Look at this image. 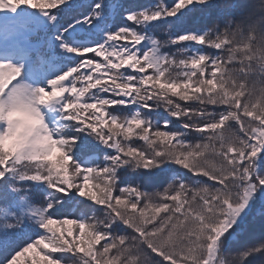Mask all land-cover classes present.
I'll return each instance as SVG.
<instances>
[{
	"label": "snow or ice",
	"instance_id": "1",
	"mask_svg": "<svg viewBox=\"0 0 264 264\" xmlns=\"http://www.w3.org/2000/svg\"><path fill=\"white\" fill-rule=\"evenodd\" d=\"M261 20L0 0V264H264Z\"/></svg>",
	"mask_w": 264,
	"mask_h": 264
},
{
	"label": "clouds",
	"instance_id": "2",
	"mask_svg": "<svg viewBox=\"0 0 264 264\" xmlns=\"http://www.w3.org/2000/svg\"><path fill=\"white\" fill-rule=\"evenodd\" d=\"M247 3H252L253 0H246ZM247 15V13H246ZM253 23H256L255 20L252 21ZM249 36L256 39L259 46L264 47V20L260 21L259 27L256 29L255 33H249Z\"/></svg>",
	"mask_w": 264,
	"mask_h": 264
},
{
	"label": "trees",
	"instance_id": "3",
	"mask_svg": "<svg viewBox=\"0 0 264 264\" xmlns=\"http://www.w3.org/2000/svg\"><path fill=\"white\" fill-rule=\"evenodd\" d=\"M253 214L256 216L257 224L259 223L261 215H264V208L258 203L253 209Z\"/></svg>",
	"mask_w": 264,
	"mask_h": 264
}]
</instances>
